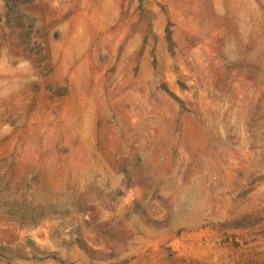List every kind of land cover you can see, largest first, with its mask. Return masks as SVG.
I'll list each match as a JSON object with an SVG mask.
<instances>
[{"label": "rangeland", "instance_id": "374dc122", "mask_svg": "<svg viewBox=\"0 0 264 264\" xmlns=\"http://www.w3.org/2000/svg\"><path fill=\"white\" fill-rule=\"evenodd\" d=\"M0 264H264V0H0Z\"/></svg>", "mask_w": 264, "mask_h": 264}]
</instances>
